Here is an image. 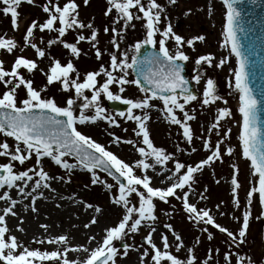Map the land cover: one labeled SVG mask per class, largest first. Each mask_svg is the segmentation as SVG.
Wrapping results in <instances>:
<instances>
[{
    "label": "rangeland",
    "instance_id": "374dc122",
    "mask_svg": "<svg viewBox=\"0 0 264 264\" xmlns=\"http://www.w3.org/2000/svg\"><path fill=\"white\" fill-rule=\"evenodd\" d=\"M65 2L67 0H51L52 4L61 7ZM75 2L78 5V19L84 24L91 22L97 30L96 48H99L101 51L99 59L96 57V49L92 47L89 41L85 40L78 43L77 46L81 52L76 57L69 50L65 49L59 41L51 46L48 44L49 40L56 39L58 33L47 29L41 31L38 27L33 30V36L29 38L30 43L26 45L24 36L27 27L33 20H36L38 23L45 21L47 14L42 9L44 5L49 4V0H34L33 3L22 0L20 5L17 6L18 26L26 22L20 31L18 27L13 29L11 14L3 13L2 8L4 4L0 0V37L15 40L16 43V47L11 53L6 49L0 48V66L6 71H10L15 59L20 56L35 61L37 68L32 72H28L23 67L19 69V72L26 79L31 80L33 82L32 86L37 90L44 88L45 90L41 93L42 97L54 99L58 106H65L67 99L72 97L76 101L74 114L79 115V105L84 101L82 97L76 96L74 89L69 88L68 90H64L60 81H55L50 85L47 84L45 73L48 72L53 59L58 60L62 65H66L71 61L76 71L71 73L70 77L82 82L86 73L98 72L101 65H104L107 70L112 71L110 67L111 54L117 55L118 60L126 58L131 63V58L134 55L132 46L139 40L144 39L146 29L144 27L145 20L143 14L135 8L131 11L134 17L139 16V19L134 18L127 25L121 20L114 25L115 10L107 16L104 14L109 7L107 0H88L87 4L84 3V0H75ZM141 2L147 5L148 0H141ZM156 2L163 8L160 23L157 25L161 30L170 25L172 32L184 37L185 41L196 36L204 37L203 41L194 40L192 46L184 43L181 48L189 57V60L185 61V63L190 75V81L198 92L197 100L185 105V109L194 117V119L188 121L193 132V140L189 144L183 137V130L179 125L171 124L165 119L161 101L158 99L151 100L150 103L156 107L147 110L135 109L134 112L137 115H141L143 111H147L149 120L146 121V124L153 145L171 154L172 159L167 161L163 166L155 165V170L149 168L141 171V169L135 168L134 172L140 176L144 174L149 175L151 177V186L153 187L165 188L169 186L171 181L165 179V177L171 175L176 161L186 166H194L210 154L203 148L202 141L203 139H209L210 143L215 147L216 142L221 136L217 135V130L208 132V128L214 122L217 114L216 109L228 107L232 112V116L222 120L219 129L221 135L224 131H227L229 128L231 129L228 137L220 145L222 159L204 166L199 172L194 174V183L191 185L192 191L189 193V202L195 204L198 208L207 209L217 224L235 234L242 223V214L247 206L246 193L253 186V183H257L258 186V178L251 175L250 164L242 156L236 129V125L240 121L237 110L238 94L235 92L234 87L230 86V83L234 85L230 72L231 69L235 68L234 58L229 48L225 49L220 46L223 41L222 32L225 22V10L223 5L218 4L219 0H175V3H169V0H156ZM55 26H59L58 22ZM105 27L109 29L107 33L104 31ZM113 27H116L118 30L116 34L118 47H114L112 43L114 34L111 29ZM121 29L123 30L122 32L120 31ZM78 34L88 36L90 35V30L87 28L69 29L61 39L69 43H76ZM156 39L157 41L159 40V34H157ZM33 43L38 48L44 50L45 55L43 57L36 56L35 49L30 46ZM167 47L170 51L174 52L175 42L172 40L167 41ZM155 48L158 49V43ZM124 53L127 54L126 57L122 55ZM207 54L213 56L211 64L201 62V65L197 68L195 60L199 56ZM225 57H227V62L217 67L216 65ZM194 69L201 73L199 84L192 80V76L195 74ZM127 72L128 76L126 78L133 80L130 69H127ZM122 74L118 70L113 72L114 76ZM96 79L98 86L104 82L106 77L101 73ZM208 79L214 81L216 95L221 99L204 106L201 103L203 98L202 93L205 82ZM119 87L117 84H112L110 85V90L114 94H119L129 99L139 100L145 96V93H142L136 85H123L125 89L123 93L119 92ZM5 90V86L0 83V94ZM91 94V90H84L85 96L90 97ZM16 98L17 106L22 107L20 101L26 98V90L23 86L17 90ZM107 101L108 99L101 94L98 101L99 105L105 109L107 114L112 115L118 121L119 126H110L107 120L99 119L94 123L78 124L77 127L82 133L91 136L92 139L104 145L105 148L113 152L121 160L134 164L135 161L141 159L136 148L146 146L142 143V137L137 136L134 131L135 121L127 120L110 112L106 107ZM94 113V109L85 110L86 115H93ZM175 113L178 119H183V112L177 109ZM111 134L120 137L122 142H113V135ZM123 141H132V143H125ZM4 142L9 144L10 152L15 150L16 141L0 133V143ZM177 146L181 149L180 151H177ZM21 147H23L22 144ZM228 147L233 148L231 155L226 153ZM193 148L196 150L192 151ZM66 159L69 163H75L67 157ZM9 162L10 157L0 156V165ZM147 162L153 163L152 158H149ZM11 163L13 164L14 172L34 168L36 166L35 153H32L30 159L26 160L24 164H20L17 161H11ZM233 165L239 170L237 173V179L240 184L237 190L240 201L238 208L232 203L231 176ZM41 167H43L50 177H63V179H49L50 188H43L41 186L39 189L33 191L32 185L38 179V177L33 175V180L28 181L23 194H19L17 187L11 189L7 187L0 188V194L7 191L10 200H21L28 212L26 217L15 221L17 222L16 225L13 224L15 227H11L12 225L9 224L11 220L7 219V215L5 216L4 226L8 229L5 237L9 235L15 236L18 243L22 245L21 248L16 250V254H19L24 247L41 252L55 250V244L47 241L48 237L46 235L43 236L42 233L44 229L40 230L37 225L36 215L38 214V210L36 203H41L48 197L53 198L50 199L51 208L56 210V212H60L62 207L64 210L68 209L71 214L72 211L82 214L86 222H90L93 217L95 218L96 222L92 223V227L88 228L90 231L87 229L86 234L93 236L96 241H88V245L85 246L90 249L95 248L98 242H102L106 234L105 230L115 226L125 213L123 205H117L112 201L113 195L118 194V185L102 173L96 171V174L104 183L92 184V173L86 169L77 166L69 172L55 165L47 157L42 158ZM181 171H186V168ZM29 174L32 175V173ZM16 183L24 186L21 181H17ZM105 184H111L112 188L105 187ZM184 191H188L187 185L183 190H176L177 195H182ZM201 194L206 198L201 199ZM32 196L37 197L34 203ZM129 200V206H139L138 198L134 194L130 195ZM153 203L154 215L156 217L154 221L142 223L137 232H128L121 240L113 241L114 246L117 248V254L114 257L115 264H133L134 261H136L135 264H142V259L143 264H154L151 260V246L144 240V237L152 229H155L152 232V242L163 251L161 236H167L170 245L168 251L182 261L187 260L189 255L188 249L192 248V255L194 256L193 264H236L237 256L246 258L242 264H247L248 259L251 260L252 264H264V221L261 218L258 194H254V199L249 208V226L242 243H233L226 233H221L212 225H205L202 222L195 223L189 220L188 214L183 208L182 200L177 199L176 196L168 197L167 202L154 198ZM1 205L2 200H0ZM85 205H91V207H86ZM33 207H35V211L32 210ZM55 207L56 209H54ZM97 207L100 208L99 212L95 210ZM220 212H224L225 215H220ZM0 215H4V213ZM165 225H171L175 233L180 235L182 246L179 249L176 248L178 242L175 240L173 231L165 227ZM20 229L23 230L21 231ZM203 229H207V231H203ZM74 233L73 229L69 231L70 238H72ZM209 234H211V239L209 238ZM58 235H63V232H60ZM197 238L199 239V243L196 242ZM122 244H127L130 247L127 250L125 248L122 249ZM146 251L149 255L144 256L143 253ZM225 253H230L229 261L227 262L224 260ZM86 255L87 253L82 252L80 257L72 260L65 254L66 258L70 261H80ZM0 264H3V262L0 261ZM33 264H61V261L33 260ZM109 264H112V262H109ZM161 264H167V262L162 261Z\"/></svg>",
    "mask_w": 264,
    "mask_h": 264
},
{
    "label": "snow or ice",
    "instance_id": "6c2138e0",
    "mask_svg": "<svg viewBox=\"0 0 264 264\" xmlns=\"http://www.w3.org/2000/svg\"><path fill=\"white\" fill-rule=\"evenodd\" d=\"M2 2L4 4L2 8L3 13L11 14V23L13 29H16L18 27L17 6L20 5L22 0H2ZM27 2L33 3L34 0H27ZM87 2L88 0H84L85 4ZM107 3L109 7L104 14L107 16L115 10L116 17L113 20L114 25L121 20L127 25L134 18L139 19L140 17H134L131 11L134 8L143 14L146 34L143 40H139L132 46L134 53H140L141 48L146 45L155 47L157 43L158 51L146 55L142 59L137 55H133L131 63L126 58L118 60L117 55L111 54L110 67L112 71L107 70L104 65H101L98 72L86 73L82 82L70 77V74L76 71L71 61L66 65H62L58 60L53 59L48 72L45 73L47 84L50 85L55 81H60L64 90H68L69 88L74 89L76 96L82 97L84 101L79 105V115L74 114L76 101L72 97L67 99L65 106H58L54 99L42 97L41 93L45 90L44 88L37 90L32 86L33 82L26 79L19 72L21 67L28 72H32L37 68L35 61L20 56L15 59L10 71H6L0 66V83L6 89L0 94V133H3L7 137H12L16 141V148L11 152L9 151L10 146L7 142L0 143V156L10 157L9 163L0 165V188L7 187L11 189L17 187L19 194H23L28 181L33 180V175L38 177L32 185L33 191L39 189L41 186L43 188H50V184L48 183L49 179H63V177H50L44 171L43 167H41L42 158L47 157L55 165L69 172L77 166L86 169L92 173V184L104 183L96 174L95 170L97 169L112 176L118 185V194L113 195L112 201L117 205H123L125 207V213L115 226L105 230L106 234L102 242H98L95 248L90 249L80 245L74 249H70L68 247L67 237L65 235H59L50 238L48 242L64 245L63 252L59 250L41 252L39 250H29L24 247L19 254H16V250L21 248L22 245L18 243L15 236L9 235L5 237L8 229L4 225L6 215H15L13 206L17 201L10 200L8 192L4 191L0 194V200H10V203L8 207L3 209L4 215H0V261L3 264H33V260H60L61 264H109V262L115 264L114 257L117 254V248L114 246L113 241L121 240L128 232H137L142 223L156 219L154 215V198H159V200L167 202L168 197L176 196L177 199L182 200L183 208L188 214L189 220L195 223L202 222L205 225H212L221 233H226L233 243H242L246 237L250 217L249 208L254 199V194H258L259 204L262 208L261 216H264V129L260 127L258 116L260 101H258L248 85L245 70L247 57L242 53L237 40V31H243L242 28H239L240 13L235 7L239 3V0H223L226 12L222 32L223 41L220 46L225 49L230 47L231 54H234L236 57V67L230 70L234 85L230 83V86L234 87L238 93V112L241 117L238 122V139L242 156L250 161L251 175L258 178V186L257 183H253V186L246 193L247 206L242 214V223L235 234L217 224L207 209L198 208L195 204L189 202V193L192 191L191 185L194 183V174L199 172L204 166L222 159L220 145L228 137L231 129L229 128L227 131H224L222 135L219 129L220 122L232 116V112L228 107L225 106L216 109L217 114L214 122L208 128V132L217 130V135L221 136L216 142L215 147H213L209 139H203L202 141L203 148L210 154L194 166H186L176 161L171 175L165 177V179L171 181L169 186L165 188L153 187L151 186V177L149 175L144 174L140 176L134 172L135 168H139L141 171L149 168L155 170V165L163 166L167 161L172 159L171 154L153 145L146 124V121L149 120L147 111H143L141 115H137L134 112L135 109L147 110L156 107L150 103L153 99H158L162 102L165 119L171 124L179 125L183 130V137L191 144L193 132L188 121L194 119V117L188 113L185 105L197 100V96L190 90L189 82L181 74L183 72V64L181 62L189 60V57L181 48L184 43L192 46L194 40L203 41L204 37L196 36L185 41L184 37L172 32L170 25L163 30L157 27L161 20L163 8L156 0H148L147 5H144L141 0H107ZM169 3H175V0H169ZM77 9L78 5L75 0H67L62 7L52 4L51 0H49V4L44 5L42 9L47 14V18L43 23H38L36 20L32 21L27 27L24 36L25 44L28 45L30 43L29 38L33 36V30L38 27L41 31L47 29L58 33L56 39L49 40L48 44L51 46L59 41L65 49L69 50L76 57L81 52L77 46L78 43L85 40L89 41L92 47L96 49V57L99 59L101 57V51L99 48H96L97 30L91 22L84 24L78 19ZM57 22L58 27L55 26ZM84 28L90 30V35L78 34L76 43H69L61 39L69 29ZM104 31L107 33L109 29L105 27ZM111 31L114 34L112 40L113 46L118 47L116 39L118 30L116 27H113ZM120 31L122 32L123 30L121 29ZM157 34H159L158 41L156 39ZM169 40L175 42L174 52L170 51L167 47V41ZM30 46L35 49L37 57H43L45 55L44 50L38 48L36 44L33 43ZM15 47L16 43L14 40L0 37V48L6 49L11 53ZM122 55L126 57L127 54L124 53ZM212 60L213 56L211 54L201 55L195 60V65L199 68L201 62L211 64ZM226 62L227 57L221 59L216 66L220 67ZM127 69H133L138 73L140 78L128 80L126 78L128 76ZM116 70L123 74L114 76L113 72ZM194 72L195 74L192 76V80L199 84L201 73L195 69ZM101 73L104 74L106 79L102 84L97 86L98 82L96 78ZM112 84L120 86V93L125 91L123 85H136L142 93H145V96L139 100L124 98L119 94H114L110 90V85ZM21 86L26 90V98L20 101L22 107H18L16 94ZM86 89L91 90L92 94L90 97L84 95V90ZM101 94L109 101H120L125 104L127 106L126 112L120 111L118 116L135 121L134 131L137 136L142 137V143L146 147L136 148L141 159L135 161L134 164H129L121 160L113 152L105 148L104 145L96 142L91 136L82 133L77 127L78 124L94 123L99 119L107 120L110 126H119L118 121L112 115L107 114L105 109L99 105L98 101ZM202 97L201 103L204 106L221 99L216 95V87L212 79H208L205 82ZM86 109H94L95 113L93 115H86ZM177 109L183 112V119L177 118L175 113ZM111 135H113V142H122L120 137L114 134ZM123 142L132 143V141ZM21 144L23 147H21ZM180 150L179 146H177V151ZM195 150V148L192 149V151ZM32 153H35L36 166L25 171L14 172L11 161L24 164L26 160L30 159ZM226 153L231 155L233 148L228 147ZM69 156L74 158L75 163L68 162L66 157ZM149 158H152L153 163L147 162ZM185 168L186 171L182 172L181 170ZM238 171V168L233 165V173L231 176L232 203L237 208L240 205L237 191L240 187L237 179ZM29 173H32V175ZM17 181H21L24 186L17 184ZM186 185L188 186V191H184L182 195H177L176 190H183ZM105 187L111 189L112 185L105 184ZM132 194L138 198V207L129 206V197ZM36 198V196H32L33 203ZM204 198L206 197L201 194V199ZM85 206L91 207V205ZM217 207L219 208V206ZM32 210L35 211V207ZM95 210L99 212L100 208L97 207ZM220 215H225V213L220 212ZM95 222V218L93 217L90 223ZM88 226L89 224L87 223L84 225L85 228ZM41 227L46 226L41 225ZM165 227L173 231L175 240L178 242L176 248L179 249L182 246L180 235L175 233L171 225H165ZM20 230L22 231L23 229ZM153 231L155 229L149 231L144 237V240L151 246V260L154 264H161L162 261L167 262V264H193L194 256L192 255V248L188 249L189 255L187 260L182 261L168 251L170 245L167 236H161L163 251L152 242ZM203 231H207V229H203ZM209 238L211 239V234H209ZM93 239L94 237H89L90 241ZM196 242L199 243L198 238ZM123 247L127 250L130 246L125 244ZM70 250H82L87 255L80 261H70L65 256ZM143 255L147 256L149 253L146 251ZM229 256L230 253L224 254V260L226 262L229 261ZM245 259L243 256H237L236 264H242ZM247 264H252L250 259L247 260Z\"/></svg>",
    "mask_w": 264,
    "mask_h": 264
},
{
    "label": "water",
    "instance_id": "95a60500",
    "mask_svg": "<svg viewBox=\"0 0 264 264\" xmlns=\"http://www.w3.org/2000/svg\"><path fill=\"white\" fill-rule=\"evenodd\" d=\"M220 1L223 4V0ZM220 1L218 4L222 5ZM235 7L240 13L239 28L243 29V31H237V40L242 53L247 57L245 70L247 73L248 85L252 89L255 97L260 101L258 116L260 127L264 129V0H239V3L236 4ZM155 51L157 50L152 46L146 45L141 48L140 53H135V55L142 59L144 56L150 55ZM233 56L236 60L234 54ZM235 60L234 66L236 67ZM181 63L183 64V72L181 74L189 82L185 63ZM131 72L134 79L140 78L138 73L133 69H131ZM145 87H147V85H145ZM189 88L197 96V92L193 90V86L190 82ZM107 106L110 110L117 113L120 111L126 112L127 110V106L122 102L108 101ZM69 157L74 159L71 156ZM105 174L108 175L107 173ZM109 177L113 179L112 176ZM262 217L264 219V216Z\"/></svg>",
    "mask_w": 264,
    "mask_h": 264
},
{
    "label": "bare ground",
    "instance_id": "6f19581e",
    "mask_svg": "<svg viewBox=\"0 0 264 264\" xmlns=\"http://www.w3.org/2000/svg\"><path fill=\"white\" fill-rule=\"evenodd\" d=\"M26 22V21H25ZM24 23L19 24L18 30H22L24 27ZM15 41V40H14ZM238 107V103H237ZM237 133L239 135V124L236 125ZM50 199H53L52 197H48L45 200H43L41 203H36V207L38 210L37 216V225L38 227L43 230V236H47V241L50 238H54L56 236H59L58 234L60 232H63V235L67 237L68 241V247L70 249H74L77 246L83 245L84 247L88 245L89 236L87 233V229L89 227H92V223L86 222L82 214L77 213L75 211H72V214L70 211L64 210L61 207L60 212H56V210H53L51 208ZM10 201L2 200V205L0 206V214H3V209L5 207L9 206ZM63 205V204H62ZM56 209V207L54 208ZM13 211L15 212V215L8 214L7 219L11 220L9 224H11V227L16 225L17 222H15L18 219H23L28 215V212L26 211L25 205L21 200H17V205L13 206ZM89 224L87 228L84 227L85 224ZM41 225H45L46 227H41ZM74 230L75 233L72 235V238L69 236V231ZM93 229V228H92ZM89 230V229H88ZM90 231V230H89ZM55 234V235H54ZM77 234V235H76ZM52 236V237H51ZM93 237V236H91ZM92 242H95L96 239L91 240ZM55 244V250H61L63 251L64 245H58ZM82 252L84 251H68L66 253V256L70 259L74 260L81 256ZM136 261L133 262L135 264Z\"/></svg>",
    "mask_w": 264,
    "mask_h": 264
}]
</instances>
